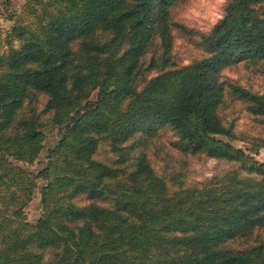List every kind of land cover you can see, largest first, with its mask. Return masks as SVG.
Segmentation results:
<instances>
[{
    "label": "trees",
    "instance_id": "1",
    "mask_svg": "<svg viewBox=\"0 0 264 264\" xmlns=\"http://www.w3.org/2000/svg\"><path fill=\"white\" fill-rule=\"evenodd\" d=\"M176 1L25 0L0 51V264H264V91L220 76L264 61V0H224L200 33L203 54L184 63L171 53ZM227 93L261 130L227 123ZM163 125L180 152L237 166L184 185L142 149L129 169L94 157L104 138L124 162L126 141L145 144ZM55 128L44 164L22 166ZM40 179L30 222L23 207Z\"/></svg>",
    "mask_w": 264,
    "mask_h": 264
},
{
    "label": "rangeland",
    "instance_id": "2",
    "mask_svg": "<svg viewBox=\"0 0 264 264\" xmlns=\"http://www.w3.org/2000/svg\"><path fill=\"white\" fill-rule=\"evenodd\" d=\"M25 0H0V51L5 46V34L15 19L26 18L25 12L22 10ZM224 0H177L172 6L171 13L175 25L173 28V44L171 48L172 60L176 63L188 62L203 54L202 48L199 46L200 33L207 31L212 24L219 18L222 12ZM220 76L225 79L227 84L235 82L242 86L248 87L256 91H264V61L263 62H238L223 67L220 70ZM229 88V86H226ZM96 91L90 95V100H94ZM43 97L40 96L36 105L42 107ZM222 114L227 123L233 122L236 130L253 133L259 131L260 125L251 118V114L247 112L241 102H238L231 93H227L226 101L222 107ZM61 136L57 128L46 131L44 138V146L37 159L31 163H21L29 170L37 171L45 162L48 148L51 147ZM177 136L168 126H161L157 129L156 134L145 143L142 144L138 137L129 139L125 144L132 143L133 146L128 149L129 158L124 162H117L119 157L113 151L107 141L100 139L98 147L94 153V157L107 163L129 169L133 156L139 149L145 151L150 163L154 169L169 179V174L173 170H181V183L184 185L200 184L202 181L220 175L229 168L236 167L237 163L224 158L208 157L203 153L190 154L180 152L171 145ZM232 143L244 147L246 142L240 139L231 140ZM138 144V145H136ZM255 157L264 160V147L259 148ZM42 180H38V187H35L30 194L23 207L27 220L35 222L42 212L40 203V194L38 191ZM176 187L175 184L171 185ZM76 201L83 203L87 199L79 195ZM103 202V201H99ZM106 203V202H104ZM243 244L239 241L235 244ZM238 244V245H239ZM47 257L48 255H44Z\"/></svg>",
    "mask_w": 264,
    "mask_h": 264
}]
</instances>
